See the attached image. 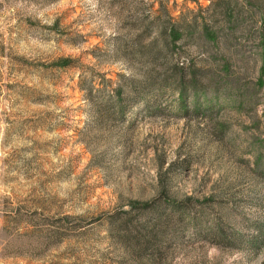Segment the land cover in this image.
<instances>
[{
    "label": "rangeland",
    "instance_id": "rangeland-1",
    "mask_svg": "<svg viewBox=\"0 0 264 264\" xmlns=\"http://www.w3.org/2000/svg\"><path fill=\"white\" fill-rule=\"evenodd\" d=\"M0 264H264V0H0Z\"/></svg>",
    "mask_w": 264,
    "mask_h": 264
},
{
    "label": "trees",
    "instance_id": "trees-1",
    "mask_svg": "<svg viewBox=\"0 0 264 264\" xmlns=\"http://www.w3.org/2000/svg\"><path fill=\"white\" fill-rule=\"evenodd\" d=\"M172 31H173V34H172ZM172 31L170 34L172 41H170L169 43H171L170 45H175V43L181 38V35L178 34L179 32L177 31V29H173ZM167 32H168V30H164L163 35L167 34ZM196 77L197 76H193V78H196ZM136 206L137 205H134V207H136Z\"/></svg>",
    "mask_w": 264,
    "mask_h": 264
}]
</instances>
